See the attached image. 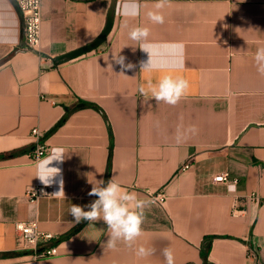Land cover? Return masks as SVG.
<instances>
[{
	"label": "crops",
	"instance_id": "1",
	"mask_svg": "<svg viewBox=\"0 0 264 264\" xmlns=\"http://www.w3.org/2000/svg\"><path fill=\"white\" fill-rule=\"evenodd\" d=\"M155 2L118 0L107 40L53 65L102 33L112 0H42L39 50L26 47L16 1L0 0V264H166L165 247L175 264H264V76L254 61L264 0H169L162 25L147 16ZM137 26L150 30V53L129 38ZM150 55L159 67H144ZM163 75L189 82L175 105L152 97L149 83ZM34 129L50 147L40 160ZM57 148L63 160L47 165L59 169L53 194L32 202L28 191L45 185L37 165ZM226 171L238 182L214 180ZM107 176L146 201L131 248H108L102 220L76 224L70 215L72 204L96 199L88 193ZM158 192L166 197L150 196ZM25 221L54 234L56 255L33 262L16 228ZM140 245L153 254L137 257Z\"/></svg>",
	"mask_w": 264,
	"mask_h": 264
},
{
	"label": "clouds",
	"instance_id": "2",
	"mask_svg": "<svg viewBox=\"0 0 264 264\" xmlns=\"http://www.w3.org/2000/svg\"><path fill=\"white\" fill-rule=\"evenodd\" d=\"M169 0H156L154 10L147 13L148 19L154 23L162 25L165 23V15L162 10L168 5ZM150 30L147 27L137 26L129 32V38L132 41L140 42L139 47L150 53V49L154 45L144 43L148 40ZM183 48L182 44L176 45ZM254 61L257 72L264 76V47H258L254 54ZM117 63L131 69L132 64H124V58L119 57ZM183 64V60L180 61ZM152 68L159 67L153 63L151 55L149 62L144 67ZM143 67V68H144ZM189 88L188 80L181 76L163 75L155 83H149L152 97L157 102H164L169 105L177 104L186 94ZM141 95L145 93V89L141 86L139 89ZM191 131L195 132L193 126ZM55 158L47 159L37 165V173L34 177L39 178L42 183L48 185L49 178L59 172L58 168L47 167L52 160H63L64 150L62 148L54 149ZM55 195H64L63 187ZM89 196H94L96 199L90 204L82 207L72 204L69 212L74 218V223L78 224L81 221H87L88 224H95L98 221H103L107 225L109 239L107 246L110 249H115L118 242H123L130 248L135 242L143 236L142 225L144 222V212L146 201L141 199L137 193L129 191L120 183L111 178L106 186L103 180L99 181V186L93 185L88 193ZM87 209V210H85ZM135 254L139 258H145L153 254L154 250L146 248L143 245L134 249ZM163 256L166 264H175L173 250L165 247Z\"/></svg>",
	"mask_w": 264,
	"mask_h": 264
},
{
	"label": "built area",
	"instance_id": "3",
	"mask_svg": "<svg viewBox=\"0 0 264 264\" xmlns=\"http://www.w3.org/2000/svg\"><path fill=\"white\" fill-rule=\"evenodd\" d=\"M21 13L25 25L26 47L28 49L39 50L42 41V0H15ZM33 135L36 138L37 145L33 151L35 160H40L50 152L48 144L41 141L42 134L39 129L33 130ZM189 161L182 168H188ZM214 180L218 183H237L238 179L232 177L230 172H222L214 175ZM53 194L51 185H38L30 189L27 193L30 201L35 202L44 196ZM150 196L156 200H163L166 195L163 192L150 193ZM249 198L253 201H258L260 196L257 193H251ZM240 211L239 202L234 200L232 205V215H238ZM16 228L23 239L33 249V262H37L40 258L56 255L58 249L54 245L48 243L54 238L51 232L41 231L36 221H25L16 224ZM42 247V249H41Z\"/></svg>",
	"mask_w": 264,
	"mask_h": 264
},
{
	"label": "water",
	"instance_id": "4",
	"mask_svg": "<svg viewBox=\"0 0 264 264\" xmlns=\"http://www.w3.org/2000/svg\"><path fill=\"white\" fill-rule=\"evenodd\" d=\"M117 1L118 0H112L111 6L108 10V15H107V21H106V26L102 33L91 43L78 48L76 50L70 51L68 53H65L63 55H60L56 58L53 59V65H56L62 61L69 60V59H74L77 58L83 54L89 53L98 47H100L106 40L110 32L112 31V28L114 26V21H115V16H116V6H117ZM108 180V176L106 178V182ZM106 184V183H105Z\"/></svg>",
	"mask_w": 264,
	"mask_h": 264
},
{
	"label": "trees",
	"instance_id": "5",
	"mask_svg": "<svg viewBox=\"0 0 264 264\" xmlns=\"http://www.w3.org/2000/svg\"><path fill=\"white\" fill-rule=\"evenodd\" d=\"M202 252H203V256H204L205 261H207V258H208V250H207V248L203 247Z\"/></svg>",
	"mask_w": 264,
	"mask_h": 264
}]
</instances>
